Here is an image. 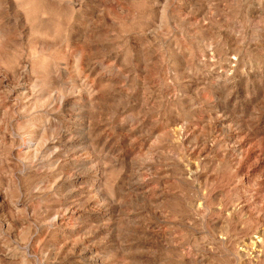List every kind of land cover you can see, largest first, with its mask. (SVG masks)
I'll list each match as a JSON object with an SVG mask.
<instances>
[{
    "label": "rangeland",
    "instance_id": "rangeland-1",
    "mask_svg": "<svg viewBox=\"0 0 264 264\" xmlns=\"http://www.w3.org/2000/svg\"><path fill=\"white\" fill-rule=\"evenodd\" d=\"M0 264H264V0H0Z\"/></svg>",
    "mask_w": 264,
    "mask_h": 264
},
{
    "label": "bare ground",
    "instance_id": "bare-ground-1",
    "mask_svg": "<svg viewBox=\"0 0 264 264\" xmlns=\"http://www.w3.org/2000/svg\"><path fill=\"white\" fill-rule=\"evenodd\" d=\"M253 250V249H252ZM244 251V250H243ZM249 255V254H248ZM245 256V255H244ZM237 260V259H236Z\"/></svg>",
    "mask_w": 264,
    "mask_h": 264
}]
</instances>
